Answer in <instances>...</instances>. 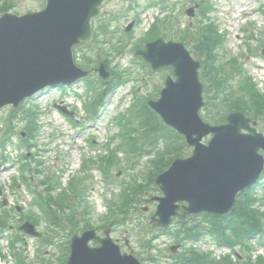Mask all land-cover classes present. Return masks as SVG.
<instances>
[{
	"label": "water",
	"instance_id": "water-1",
	"mask_svg": "<svg viewBox=\"0 0 264 264\" xmlns=\"http://www.w3.org/2000/svg\"><path fill=\"white\" fill-rule=\"evenodd\" d=\"M104 0H48L45 9L23 17L0 16V110L18 107L26 98L48 86L73 83L86 72L73 59L76 46L90 42L91 21ZM153 70L172 67L159 101L149 105L164 122L183 134L194 147L193 156L177 159L156 183L164 193L152 224L167 228L172 218L187 219L208 212L226 215L240 191L254 185L264 169V135L251 126L243 113H233L227 124L212 127L200 117L204 86L199 79L201 64L182 43L158 39L137 51ZM243 131H249L248 134ZM213 134L208 145L203 139ZM26 233L39 235L31 223ZM75 236L67 264H140L131 254H122L106 232ZM91 241L101 243L91 247Z\"/></svg>",
	"mask_w": 264,
	"mask_h": 264
},
{
	"label": "rangeland",
	"instance_id": "rangeland-1",
	"mask_svg": "<svg viewBox=\"0 0 264 264\" xmlns=\"http://www.w3.org/2000/svg\"><path fill=\"white\" fill-rule=\"evenodd\" d=\"M2 1L0 0V3ZM14 1L15 7L11 11L17 14H24L28 10H40L45 4V0ZM164 1L163 3V0H105L102 16L99 19L105 25L110 22L112 47H108V50H110L108 64L112 69H120L121 72H124L129 82L119 87L113 94L107 97L105 106L100 111L96 120H89L88 117L90 116L85 110L84 100L79 98V95L85 94L83 82L65 90H48L44 94L27 102L28 107H33L40 111V118L37 122L40 127V136L38 140L33 142L36 147L31 153L32 158L44 164L47 172L46 176L56 173L61 178L60 181L63 185L67 186L71 178L81 174L84 159L89 156L97 158L101 154L102 147L109 137L116 135L118 132L116 128L118 121L114 120L115 116L119 114L117 119L122 116L127 120L131 114L127 112V109L134 102L135 98L140 99L141 96L148 98L150 96L153 98L159 97V88L163 87L165 74L163 72L150 74L142 66L140 59L134 56L136 46L140 44L139 41L145 36L149 26L154 22L156 17L162 18L164 15L170 14L169 11L162 10L164 6L173 9L171 15L175 20L165 25L163 29L165 32L173 34L180 29L183 30L188 25L191 26L190 30L196 31L199 22L205 19L199 14V10L196 12L195 18L188 16L187 9L193 6L190 0ZM208 1L212 3L214 10L208 14L206 20L212 22L219 29L220 34L223 33L222 35H224V45L219 51L220 58L226 60L236 59L239 63L237 68L243 66L246 74L252 76L259 84V87L262 88L264 85V55L262 54L264 50V19L260 14L252 13L251 11L259 4L264 7V0ZM154 2L160 5L152 8L151 4ZM246 8V13H243V10ZM247 13H250V15L248 16ZM131 22L135 23L132 31L125 32L126 27ZM252 34L254 37H251ZM188 41L189 43H186L187 47L198 58L199 55L194 49V40L188 39ZM91 45L94 46L93 44ZM120 50L125 53L118 54ZM96 52L97 49L95 50V47H91L89 50L86 49V53L89 54L87 55L88 58L95 57ZM76 53V57L78 58L76 59L77 65L82 66L81 62L83 60L81 61V59L83 58V53L80 50H77ZM100 62H105L104 58L100 59ZM56 104H63L75 112V118L79 123L77 127L55 107ZM7 112L1 113L0 118L7 115ZM21 114H19L17 120V125L20 127L24 125V123L20 125ZM258 127L260 131L264 132V125H259ZM91 140H93L94 146L91 145ZM16 142H19L18 138H16ZM19 153L21 152L18 149L12 150V160H17ZM120 159V162L123 163L128 172H138V170L133 171L132 166L135 163L131 164L127 162V157H120ZM11 168V166H8L6 170L0 171V186L3 188L5 194L7 192L14 196L15 200L25 203L23 205L25 210L22 212L25 216L31 213L39 215L41 222L39 230L45 233L46 221L39 209L32 205L33 195L26 191L25 187H19L18 193L13 194L11 184L13 178L18 174V169ZM119 172L122 173L120 176H117ZM114 174L116 175V182H122L127 177V173L120 167H116L110 172V175ZM85 176L89 178V182L86 185L92 183L86 195L91 205L95 208V215L91 220L95 226H98L101 225L99 221L101 217L107 214L106 199L110 198L112 193H118L119 185H117V190L109 187L104 183V176L96 169L86 172ZM44 178L41 176L38 180L34 179L33 186L40 189L37 182ZM256 190L255 194L259 199L258 206L264 210V181ZM10 195H7L8 198ZM154 210L155 206L151 205L149 214ZM20 219V216H16L15 223L21 225L22 222L19 223ZM141 221L137 220L136 223L139 226L133 231L130 230L127 234L121 232V230L113 232V237L118 240L123 250L127 252L138 250L140 252L136 237H143L147 233L145 225H142L146 222L145 218L141 217ZM101 233L103 232L101 231ZM24 238L27 240L25 252L30 258H34L41 248L43 251H40L44 252V254L51 253L52 255H58L62 251L58 245L56 247H46L40 245L37 239L26 236ZM126 240L129 241V247L123 245ZM209 242V240L203 242L201 244L202 248H204V243L206 245ZM173 245L174 242L170 236L161 237L157 242V249L153 251V256H156L158 260L151 262L148 260V254L144 253L142 256L146 261L143 264H174L170 251ZM253 246L255 247L253 252L254 257L258 255L264 256V238L253 243ZM181 250L178 251V254ZM0 251L8 256L7 259L1 260L0 264H15V259H12L9 255V241L7 238L0 240Z\"/></svg>",
	"mask_w": 264,
	"mask_h": 264
},
{
	"label": "trees",
	"instance_id": "trees-1",
	"mask_svg": "<svg viewBox=\"0 0 264 264\" xmlns=\"http://www.w3.org/2000/svg\"><path fill=\"white\" fill-rule=\"evenodd\" d=\"M11 5L3 4L0 11L10 8ZM156 33V30L153 34ZM222 38L214 31L212 27H207L203 35L197 41V51L204 59L205 73L203 77L210 84V91L214 94V101L220 102L222 108L214 106L213 108L222 111L224 108L231 111H244L255 119H264V95L261 94L256 87L248 82H244L245 88L240 91H234V85H231L234 78L226 68L219 67L216 61V50L220 46ZM113 78L117 82H121L120 74L113 72ZM224 112V110H223ZM219 117V118H218ZM225 115L220 113L213 116L211 120L216 123L225 121ZM136 124L132 127V142L130 143L131 153L139 157L144 155H153L156 153L157 158L153 161V167L150 172L148 183L135 185L126 192L121 200L118 209L114 214L112 225L125 223L130 211L137 207L142 201L143 196L150 191H156L155 188L150 189L147 185L154 182V178L161 172L165 171L171 162L181 156L187 155V145L184 139L170 128L164 126L157 115L153 113L146 103H143L139 110L134 114ZM148 148L144 152V148ZM70 195L58 198L56 201H50L47 204L52 223L58 229H64L72 233L81 231L80 221L74 215L75 204H70ZM256 198L251 192L239 195L234 212L229 217H219L204 214L202 217H195L187 222H179L173 231L169 233L180 242L199 241L200 239L210 236L219 244L228 245L232 248L241 246L244 252H247L248 241L256 236L264 234L263 215L258 209L254 208ZM55 209H52V206ZM59 212V214H58ZM74 218H76L74 222ZM68 222L67 224L65 223ZM5 226V222L0 220V227ZM6 227V226H5ZM4 227V228H5ZM88 228L90 225L86 224ZM152 246L149 245V248ZM20 254H17L19 256ZM16 256V255H15ZM251 259V258H250ZM176 264H250L243 262L242 259L234 263L230 259L217 261L210 254L203 253L198 250H191L175 258ZM62 258L60 264H64ZM19 264H28L24 259L20 258ZM53 264V263H47Z\"/></svg>",
	"mask_w": 264,
	"mask_h": 264
}]
</instances>
